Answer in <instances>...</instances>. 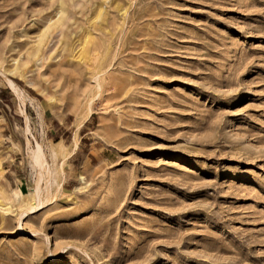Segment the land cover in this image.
I'll list each match as a JSON object with an SVG mask.
<instances>
[{"label": "rangeland", "instance_id": "374dc122", "mask_svg": "<svg viewBox=\"0 0 264 264\" xmlns=\"http://www.w3.org/2000/svg\"><path fill=\"white\" fill-rule=\"evenodd\" d=\"M0 264H264V0H0Z\"/></svg>", "mask_w": 264, "mask_h": 264}, {"label": "bare ground", "instance_id": "6f19581e", "mask_svg": "<svg viewBox=\"0 0 264 264\" xmlns=\"http://www.w3.org/2000/svg\"><path fill=\"white\" fill-rule=\"evenodd\" d=\"M63 10H64V9H63ZM60 14H61V13H60ZM63 14H64V12H63ZM98 19H99V18H98ZM58 22H60V21H58ZM63 24H64V23H63L62 21H61L60 23H58L57 27L59 28V30H60V26L62 27ZM54 26H55V25H54ZM55 29H56V28H55ZM56 30H58V29H56ZM32 157H33V160H34V162L36 163V165L39 166L40 173H41V170H42V163H41V152H40V148H39V147L37 148V150H35V152L32 153ZM39 180H41V177H39ZM35 196H36L37 200L39 201V203H38V205H37L36 207H33V208H32L31 213H32L33 211H36L37 209H38V211H39V209L42 208L43 206L45 207V204L47 203V201L43 202V201L41 200V197H42V190H41L40 188L36 191ZM7 209H8V208H7Z\"/></svg>", "mask_w": 264, "mask_h": 264}]
</instances>
